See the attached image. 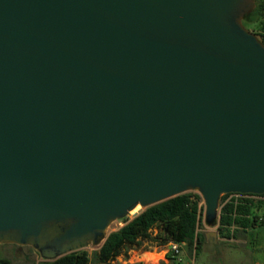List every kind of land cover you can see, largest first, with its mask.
<instances>
[{
  "label": "water",
  "instance_id": "obj_1",
  "mask_svg": "<svg viewBox=\"0 0 264 264\" xmlns=\"http://www.w3.org/2000/svg\"><path fill=\"white\" fill-rule=\"evenodd\" d=\"M256 0H0V245L42 261L187 192L264 194ZM207 236L216 238V232Z\"/></svg>",
  "mask_w": 264,
  "mask_h": 264
},
{
  "label": "trees",
  "instance_id": "obj_2",
  "mask_svg": "<svg viewBox=\"0 0 264 264\" xmlns=\"http://www.w3.org/2000/svg\"><path fill=\"white\" fill-rule=\"evenodd\" d=\"M243 24L255 25L252 32L264 43V0H256L253 12L243 20ZM229 194L220 196V211L217 234L220 238L235 237V229H249L264 223V194H245L256 199L243 198L239 201L224 202ZM201 197L195 192H187L159 204L144 209L124 226L110 232L100 245L94 257L98 264H108L123 252L136 249L142 241L156 246L169 243H184L193 256L201 250L205 237L198 230L202 225L203 207ZM261 222V223H260ZM232 227L234 229L232 230ZM156 230V233L153 231ZM86 250H78L52 261H39L30 264H89ZM0 264H10L0 259Z\"/></svg>",
  "mask_w": 264,
  "mask_h": 264
},
{
  "label": "rangeland",
  "instance_id": "obj_3",
  "mask_svg": "<svg viewBox=\"0 0 264 264\" xmlns=\"http://www.w3.org/2000/svg\"><path fill=\"white\" fill-rule=\"evenodd\" d=\"M255 25H246V28L248 30H252ZM220 206V201H219ZM143 211L142 208H139L136 210L135 213L129 214L126 218L114 221L108 228L107 234L110 232L116 231L122 226L125 225L127 221H130L134 217H136L138 214H140ZM261 223V222H260ZM200 233H202L205 237L204 245L202 246L201 250L198 251L196 255L193 256V253H188V251L185 248L186 257L189 261L193 262L194 264H217L215 262H212L210 260V254L214 255V252H217L220 250V247L222 245H219L218 242L220 241L221 244H226V239L220 238L217 234L216 238H212L211 236H207V232H216L217 233V226L210 228L208 227L203 218H202V225L198 230ZM239 235V234H238ZM246 237V244L244 245H238L237 250L240 252L242 257H246L250 252L251 248H253V244L257 241H264V224L258 225L256 228H252L249 230V233L245 235ZM231 245L235 246L236 244L230 243ZM152 245L149 241H142L137 246L136 249H130V250H149V247ZM233 246H229L232 248ZM100 246L96 247H88L84 250H86L90 257L89 264H98L94 254L98 250ZM225 248H228L225 246ZM129 251V250H128ZM128 251L123 252L122 258L118 260L115 258L108 264H123L124 259L126 260L128 258ZM249 256V255H248ZM0 259H7L10 264H30L32 262H39L41 261L39 255L30 247H22L21 250H18L14 245H0ZM224 264H228L227 261H224Z\"/></svg>",
  "mask_w": 264,
  "mask_h": 264
},
{
  "label": "crops",
  "instance_id": "obj_4",
  "mask_svg": "<svg viewBox=\"0 0 264 264\" xmlns=\"http://www.w3.org/2000/svg\"><path fill=\"white\" fill-rule=\"evenodd\" d=\"M248 198L256 199L257 197ZM257 226L258 225L253 228H256ZM233 229L234 227H232V230ZM250 229L252 228L245 230L236 228L235 237L226 239V244H221L219 241L218 244L222 246L219 251L214 252V255L210 254V260L217 264H224V261H227L228 264H264V241L255 242L253 248H251V252L248 254L249 256L242 257L237 250L238 245H244L247 243L245 235L249 233ZM153 233H156V230H154ZM230 243L236 245L233 246ZM225 246L228 248H225ZM229 246L233 247L230 248ZM128 255V258L126 260L124 259L123 264H194V261L191 262L187 259L185 247L181 248L177 256H174L169 252L167 246H156L153 244L149 247V250H129ZM121 258L122 256L117 257L118 260Z\"/></svg>",
  "mask_w": 264,
  "mask_h": 264
},
{
  "label": "built area",
  "instance_id": "obj_5",
  "mask_svg": "<svg viewBox=\"0 0 264 264\" xmlns=\"http://www.w3.org/2000/svg\"><path fill=\"white\" fill-rule=\"evenodd\" d=\"M249 196H246L245 194H238V193H234V194H229L224 202H227L229 200H235V201H239L243 198H248ZM199 206L203 207L204 210V204L203 201L200 202ZM184 247V243L181 244H177V243H169L167 245V248L169 250V252H171L174 256H177L181 250V248Z\"/></svg>",
  "mask_w": 264,
  "mask_h": 264
},
{
  "label": "bare ground",
  "instance_id": "obj_6",
  "mask_svg": "<svg viewBox=\"0 0 264 264\" xmlns=\"http://www.w3.org/2000/svg\"><path fill=\"white\" fill-rule=\"evenodd\" d=\"M139 208H141L140 206H136L133 210H131L129 213H128V215L130 214H133V213H135L136 212V210H138ZM127 215V216H128Z\"/></svg>",
  "mask_w": 264,
  "mask_h": 264
},
{
  "label": "flooded vegetation",
  "instance_id": "obj_7",
  "mask_svg": "<svg viewBox=\"0 0 264 264\" xmlns=\"http://www.w3.org/2000/svg\"><path fill=\"white\" fill-rule=\"evenodd\" d=\"M18 250H21L22 249V247H18V246H16V245H14Z\"/></svg>",
  "mask_w": 264,
  "mask_h": 264
}]
</instances>
